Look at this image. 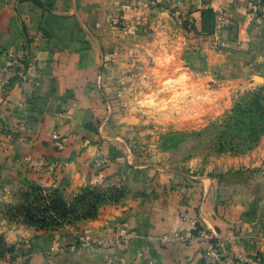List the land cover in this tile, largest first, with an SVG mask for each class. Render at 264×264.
Listing matches in <instances>:
<instances>
[{
	"label": "crops",
	"instance_id": "crops-1",
	"mask_svg": "<svg viewBox=\"0 0 264 264\" xmlns=\"http://www.w3.org/2000/svg\"><path fill=\"white\" fill-rule=\"evenodd\" d=\"M135 2L0 1V64L9 60L11 48L27 41L40 68L38 85L0 89V201H11L4 191L27 182L60 185L69 200L84 187L126 192L119 202L104 203L94 219L56 231L1 219L0 232L9 243L24 240L32 249L25 260L0 264H203L201 244L155 241L162 233L192 229L181 214L216 239L221 264H242L237 255L243 252L264 264V220L256 219L252 208L242 214L209 179L179 177L163 168L127 130L129 94L140 98L144 92L140 43L150 31L186 50L203 42L233 47L255 59L259 73L264 72V20L251 13L249 0H154L149 7L139 2L137 14ZM207 9H221L224 22L219 31L202 36ZM122 15L135 27L122 30ZM18 135L28 139V147L17 142ZM86 243L96 250L86 249Z\"/></svg>",
	"mask_w": 264,
	"mask_h": 264
},
{
	"label": "rangeland",
	"instance_id": "rangeland-1",
	"mask_svg": "<svg viewBox=\"0 0 264 264\" xmlns=\"http://www.w3.org/2000/svg\"><path fill=\"white\" fill-rule=\"evenodd\" d=\"M219 30L214 27V31ZM150 32L140 43L145 58L138 76L140 85H145L144 92H140V98L129 94L133 100L127 106L131 119L127 130L133 133L129 139L179 177L209 179L220 197L247 216L252 208L262 222L264 127L249 149L236 152L220 150V141L205 129L211 123L220 124L246 91L264 87V72L255 71V59L233 47L203 42L186 50L164 33ZM23 189L25 186H17L4 191L12 195V200L0 201V220L10 223L7 208ZM6 242L19 244L16 259L30 256L28 242Z\"/></svg>",
	"mask_w": 264,
	"mask_h": 264
},
{
	"label": "trees",
	"instance_id": "trees-1",
	"mask_svg": "<svg viewBox=\"0 0 264 264\" xmlns=\"http://www.w3.org/2000/svg\"><path fill=\"white\" fill-rule=\"evenodd\" d=\"M214 12H202V25L199 35H211L214 32ZM190 30L192 27L184 23ZM264 127V87L246 91L234 104L220 124L211 123L205 129L220 141V150L237 151L249 149ZM218 129V130H217ZM13 205L7 208L10 222L33 227L37 231H56L64 226H76L94 219L99 208L106 202L116 203L125 196L124 188L100 190L91 187L82 188L70 200L64 195L62 187L45 188L34 182H27ZM20 252L18 245L8 244L0 234V260L10 257L16 260Z\"/></svg>",
	"mask_w": 264,
	"mask_h": 264
},
{
	"label": "built area",
	"instance_id": "built-area-1",
	"mask_svg": "<svg viewBox=\"0 0 264 264\" xmlns=\"http://www.w3.org/2000/svg\"><path fill=\"white\" fill-rule=\"evenodd\" d=\"M149 7L154 4V0H137L133 5V10L136 14L140 11L141 5ZM249 10L251 13H257L264 20V0H249ZM215 28L223 27V11L218 9L215 13ZM119 27L122 30L135 27V25L128 24L124 16H119ZM18 51V52H17ZM10 55L9 60L0 64V89H8L11 85L16 83L32 82L34 85H38V77L40 74V68L37 64V59L33 56L29 50L27 41H22L18 48L13 47L8 51ZM24 127V123L21 124ZM17 142L22 143L24 146L29 145L28 139L23 135L16 137ZM59 146L60 143L56 142ZM183 221H188L192 225L190 231H179L174 234L162 233L155 238V241L160 245L168 244H201L203 245L202 261L203 264H221L223 260V254L220 244L216 239L202 226L196 219L189 218L186 214L180 215ZM86 249L95 251L96 246L94 244L86 243ZM237 260L242 264H258L256 259L248 253H240L237 255ZM149 264H152L149 261Z\"/></svg>",
	"mask_w": 264,
	"mask_h": 264
}]
</instances>
